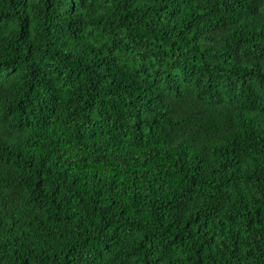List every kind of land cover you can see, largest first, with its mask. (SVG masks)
Wrapping results in <instances>:
<instances>
[{
    "label": "trees",
    "instance_id": "16d2710c",
    "mask_svg": "<svg viewBox=\"0 0 264 264\" xmlns=\"http://www.w3.org/2000/svg\"><path fill=\"white\" fill-rule=\"evenodd\" d=\"M0 264H264V0H0Z\"/></svg>",
    "mask_w": 264,
    "mask_h": 264
}]
</instances>
